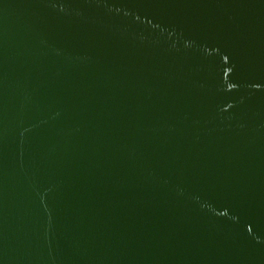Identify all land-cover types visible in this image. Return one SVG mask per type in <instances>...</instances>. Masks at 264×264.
Listing matches in <instances>:
<instances>
[{
    "label": "water",
    "instance_id": "water-1",
    "mask_svg": "<svg viewBox=\"0 0 264 264\" xmlns=\"http://www.w3.org/2000/svg\"><path fill=\"white\" fill-rule=\"evenodd\" d=\"M0 264H264V0H0Z\"/></svg>",
    "mask_w": 264,
    "mask_h": 264
}]
</instances>
